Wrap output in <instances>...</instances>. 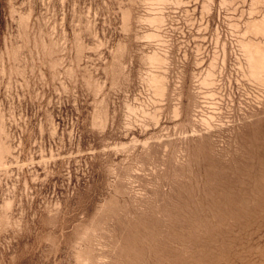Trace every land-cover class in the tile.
I'll list each match as a JSON object with an SVG mask.
<instances>
[{
	"label": "rangeland",
	"instance_id": "rangeland-1",
	"mask_svg": "<svg viewBox=\"0 0 264 264\" xmlns=\"http://www.w3.org/2000/svg\"><path fill=\"white\" fill-rule=\"evenodd\" d=\"M0 264H264V0H0Z\"/></svg>",
	"mask_w": 264,
	"mask_h": 264
}]
</instances>
